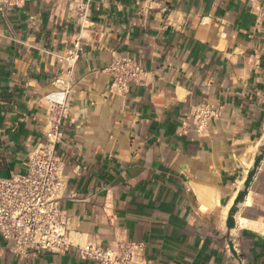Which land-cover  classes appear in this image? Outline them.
<instances>
[{"label": "crops", "instance_id": "obj_1", "mask_svg": "<svg viewBox=\"0 0 264 264\" xmlns=\"http://www.w3.org/2000/svg\"><path fill=\"white\" fill-rule=\"evenodd\" d=\"M122 58L147 72L126 94L107 71ZM58 78L72 84L57 154L74 246L18 255L0 237V264H97L79 247L118 241L154 264H264V0H29L0 13V179L25 174L45 142ZM200 106L218 116L199 132Z\"/></svg>", "mask_w": 264, "mask_h": 264}, {"label": "built area", "instance_id": "obj_2", "mask_svg": "<svg viewBox=\"0 0 264 264\" xmlns=\"http://www.w3.org/2000/svg\"><path fill=\"white\" fill-rule=\"evenodd\" d=\"M28 1L0 0V13ZM75 3L79 19L84 20L88 11L86 3ZM81 52L76 44L65 61L75 65ZM107 71L113 78L112 88L120 94H126L131 83H143L147 76L144 68L131 59H117ZM71 94V82L58 78L56 91L46 97L50 117L45 142L31 153L25 174L0 179V237L8 242L7 249L12 253H64L74 246L69 220L60 207L66 181L63 162L57 154V146L64 136L63 122L71 113ZM217 116L218 111L209 106L197 107L193 114L197 130L202 131ZM79 251L84 259L97 264H154L145 258L144 245L130 241H118L110 247L87 243Z\"/></svg>", "mask_w": 264, "mask_h": 264}]
</instances>
